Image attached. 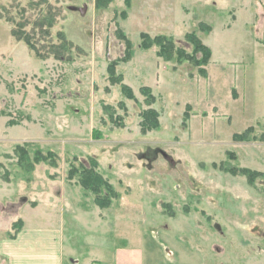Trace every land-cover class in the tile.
Masks as SVG:
<instances>
[{
  "label": "rangeland",
  "instance_id": "obj_1",
  "mask_svg": "<svg viewBox=\"0 0 264 264\" xmlns=\"http://www.w3.org/2000/svg\"><path fill=\"white\" fill-rule=\"evenodd\" d=\"M124 2L0 0V239L31 211L40 219L59 218L68 202L94 208L68 178L72 165L94 161L117 195L108 216L155 247L152 264H264V143L232 138L264 133V0H130L122 20ZM119 27L134 53L116 75L134 101L109 81V64L125 52ZM191 32L212 52L201 69L139 48L141 33L168 35L195 55ZM149 108L159 128L144 135ZM17 145L53 151L57 167L19 166ZM222 164L263 176L250 185Z\"/></svg>",
  "mask_w": 264,
  "mask_h": 264
},
{
  "label": "crops",
  "instance_id": "obj_2",
  "mask_svg": "<svg viewBox=\"0 0 264 264\" xmlns=\"http://www.w3.org/2000/svg\"><path fill=\"white\" fill-rule=\"evenodd\" d=\"M70 204L59 218L45 213L38 219L32 211L23 217L14 240L0 239V264H152L155 247L129 226L124 232L121 217L77 203L70 210Z\"/></svg>",
  "mask_w": 264,
  "mask_h": 264
},
{
  "label": "trees",
  "instance_id": "obj_3",
  "mask_svg": "<svg viewBox=\"0 0 264 264\" xmlns=\"http://www.w3.org/2000/svg\"><path fill=\"white\" fill-rule=\"evenodd\" d=\"M112 0H96V6L98 9L105 8L108 5H110ZM125 9L120 14V17L122 20H127L129 14L128 11L131 9V3L130 0H125ZM203 30H210L211 27L207 26L205 24H200L199 26ZM201 29V30H202ZM13 36L18 41H24V43L35 53L38 54V50L35 48L34 44L31 43L28 37H24L22 35H19L17 32L13 33ZM117 37L121 42H123L125 46V52L124 56L121 57V59L113 61L108 66V75H109V81L111 85H120L122 93L124 96H126L129 100H135V97L133 95L132 89L123 84L124 79L122 75H116V68L120 63H127L131 60L134 49L133 44L131 43V40L126 36V34L122 31V29L119 27L117 28ZM186 43L188 45H191L193 48V51L195 55H190L187 53L186 49L183 47L178 48L176 46L175 40L168 36V35H156L152 37L148 33H141L140 34V44L139 48L142 51H149L153 48H157V56L159 59L163 60L166 63H182V61H190L195 67L198 69L201 67H205L208 65L211 57L212 52L211 49L206 46L201 39L197 36L196 32H191L186 35ZM59 48H56L55 51L52 53L56 59L64 60V58L60 57ZM196 53H200L202 55V58L199 59ZM199 72L205 77L206 75L204 72L199 70ZM142 93L146 97L150 95L149 106L153 105L155 103V99L152 97L149 88H142ZM21 115V114H19ZM141 117L143 118V121L141 122V132L142 134H146L148 132L157 130L159 128V122H158V113L155 109L149 108L144 110L141 113ZM187 118V116H186ZM11 120L9 122L10 126H16L21 123V121L18 122H12ZM254 128L250 127L246 129L242 133H237L233 135V141L235 143H250V142H261L264 143V133L257 137L253 133ZM15 153L16 156L19 159L18 165L21 166L23 164L26 165L29 170L33 169L34 165L36 163L46 162L48 164H53L54 167H57V161L58 156L53 151H48L44 153L39 148H35L32 150V148H29L25 145H17L15 147ZM233 155V154H232ZM234 157V156H233ZM226 164H222V167L225 168L227 172L231 173L232 175H237L241 177H245L248 180V183L250 185H254L255 182H257L259 176H263V174L255 172L251 169L247 168H231L230 166H225ZM231 168V169H230ZM29 172V171H27ZM3 174V173H2ZM0 174L1 177L3 175ZM68 178L69 180L76 179L78 185L82 188L84 191V195L90 196L93 198L94 205L98 206L101 209H107L112 205V202L114 199H116L117 195L114 192L113 187L103 179V177L97 172V163L92 161L91 165L89 167L85 166L84 164H80V166L72 165L70 171L68 172ZM23 220L19 219L12 223L11 229L14 231V233L9 236V239L14 240L17 237V234L22 230L23 228Z\"/></svg>",
  "mask_w": 264,
  "mask_h": 264
}]
</instances>
